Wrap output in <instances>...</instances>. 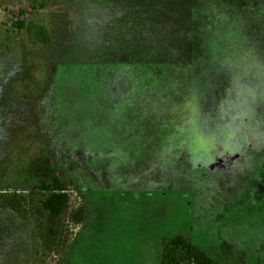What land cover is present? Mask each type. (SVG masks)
Listing matches in <instances>:
<instances>
[{
	"label": "rangeland",
	"instance_id": "1",
	"mask_svg": "<svg viewBox=\"0 0 264 264\" xmlns=\"http://www.w3.org/2000/svg\"><path fill=\"white\" fill-rule=\"evenodd\" d=\"M27 151L85 207L68 264H160L178 234L264 264V0H0V190ZM35 218L0 209V264H39Z\"/></svg>",
	"mask_w": 264,
	"mask_h": 264
},
{
	"label": "trees",
	"instance_id": "2",
	"mask_svg": "<svg viewBox=\"0 0 264 264\" xmlns=\"http://www.w3.org/2000/svg\"><path fill=\"white\" fill-rule=\"evenodd\" d=\"M16 31L25 30L31 44H45L51 39L41 24L27 21L24 10L11 12ZM36 86L22 81L16 88L31 94ZM41 152V151H40ZM27 151L19 157L21 177L6 190H0V209H9L21 220L35 215L34 229L39 240V264H68V256L85 220L82 202H73L70 181L43 152ZM30 154V155H28ZM160 264H222L183 235L168 239L161 251Z\"/></svg>",
	"mask_w": 264,
	"mask_h": 264
},
{
	"label": "crops",
	"instance_id": "3",
	"mask_svg": "<svg viewBox=\"0 0 264 264\" xmlns=\"http://www.w3.org/2000/svg\"><path fill=\"white\" fill-rule=\"evenodd\" d=\"M141 190H143V189H141ZM151 191H153L154 189H150ZM148 220H149V218H148ZM151 221H155V220H152V218H151Z\"/></svg>",
	"mask_w": 264,
	"mask_h": 264
}]
</instances>
